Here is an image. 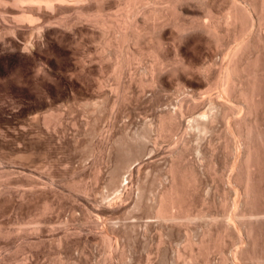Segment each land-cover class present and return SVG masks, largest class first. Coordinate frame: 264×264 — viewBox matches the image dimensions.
I'll return each mask as SVG.
<instances>
[{
	"label": "rangeland",
	"instance_id": "rangeland-1",
	"mask_svg": "<svg viewBox=\"0 0 264 264\" xmlns=\"http://www.w3.org/2000/svg\"><path fill=\"white\" fill-rule=\"evenodd\" d=\"M75 1L67 0L71 5L74 3L72 6L63 5V2L58 5L57 1H53L50 7L49 4L45 6L41 2L36 4L22 0H0V229L21 230L18 234L0 236V264H20L18 262L21 260L26 264H56L60 260H64L65 264H184L186 263L184 260L188 259L186 254H182L187 253L183 252L184 233L191 234L193 231L191 235L198 237L207 225H212L214 219V222L220 221L222 210L228 209L229 203L232 204L231 201L236 200L235 196L238 198L240 196L237 187L232 186L238 191L236 193V190L230 191L226 185L232 173L229 167L232 156L222 150L225 121L218 119L213 126L211 137L208 135L205 137L206 140L204 138L197 142L191 135H187L190 137L187 138L189 147L193 148L195 144L205 155L200 159L190 150L183 162L184 165L182 164V167L188 168L193 165L190 168H194L198 186L196 185V193H193L194 196L192 195L190 199L189 209L191 213L200 210L203 215L201 218H196L185 226L181 225L183 228L172 225L170 235L168 231H164L166 229L160 230L156 218L150 217L152 215L146 208L150 200L147 203L144 200L139 208L133 206L138 178L136 176H139L138 183L144 186V192L148 191L144 193L145 196L151 193L149 198L168 184L169 179L165 175L169 165L168 151L179 138L180 130L173 132L169 138H158L155 133L149 134V145L147 142L144 156L133 162L131 167H140V174L136 175V172L132 171L131 177L130 175L128 177L130 181L122 182V185L130 182L125 188H128L129 192L130 188H133L134 194L131 192V195L128 193L130 196L126 194L118 209L103 214L107 200L100 201V195L108 194L104 182L112 166V152L116 145L125 138L124 136L132 134L130 132L134 130H140L144 125L151 127L152 124L153 128L150 129L154 132L153 123L157 116L174 108L176 101L181 97L180 94H176L175 87L178 80L182 81L185 75L166 72L159 87L142 88L137 77L150 63V59L145 57L147 61L143 58L139 67L138 64H133L126 75L117 77L110 66L112 59L104 57V54L99 52L101 51L100 45L97 44L99 30L94 26L92 18L86 17L88 12L92 15L90 17L95 13H102L100 15L105 18L111 16L112 11H115L116 0ZM79 11L81 12L78 13ZM24 14L26 20L22 21L20 18L24 19ZM171 29L166 25L161 31L165 46L162 53L165 58L174 60L177 53L181 56L178 57L190 66H202L207 63L216 64L214 68L219 66L223 56L218 48L214 45L206 46L203 42H196L195 38H189L187 42L183 41L185 44L182 42L178 46V50L176 45L172 44ZM144 43L141 47L146 45L144 47L146 50L145 48L151 44L149 41H146L145 45ZM144 62L147 63L146 66ZM136 71L137 76L134 75ZM189 76L190 79L194 78L193 81L200 80L198 75L191 72L188 73ZM165 78L167 80H164ZM195 89H192L194 93L197 95L200 93L198 97L203 96L202 87H199V90ZM201 106L200 112L207 109L206 105ZM48 114H52L53 119L44 125L40 119ZM184 119H181L182 122L180 120L182 127L187 123V118ZM92 129L101 135L92 136ZM114 139L118 142L113 143ZM99 141L100 144L103 141L102 146ZM96 143L102 150L104 149L102 159L89 152ZM209 143L214 150H211V146L208 147ZM108 148H111L109 153ZM107 154L109 156H106ZM125 175L127 176V173L122 174L123 178ZM33 179L50 181L52 192L39 193L32 196V200H22L20 192H23L28 187L29 180ZM263 179L264 177L260 182L262 190ZM84 188L86 189L83 190ZM262 199L264 201V196ZM261 201L260 208L263 209L264 202ZM43 202L52 206L42 212ZM148 221L153 223L155 221V226H151L150 230H145L144 233V227L140 225ZM33 223L38 224L39 230L35 233L25 232L35 226ZM129 223L138 224L135 227L138 229L131 230L134 235L129 232L130 240H127V237L123 238L124 256L119 258L115 254L114 246L111 252L104 248L95 236L96 230H99L95 228L97 226L121 228ZM90 224L96 227L93 228ZM63 229H67L71 236L66 245L62 244L59 247L55 239ZM177 231L179 232L176 233ZM159 234L162 243L158 242ZM226 242L228 244L224 242L226 245H223V249L225 255L230 258L231 252L239 244ZM177 252H181L185 257L178 258ZM201 257L189 261L190 264H202ZM219 257L216 252L211 253L209 264H218ZM176 258L179 259L178 262Z\"/></svg>",
	"mask_w": 264,
	"mask_h": 264
},
{
	"label": "bare ground",
	"instance_id": "bare-ground-1",
	"mask_svg": "<svg viewBox=\"0 0 264 264\" xmlns=\"http://www.w3.org/2000/svg\"><path fill=\"white\" fill-rule=\"evenodd\" d=\"M22 1L34 2L36 4L41 2L45 4V6L48 4L50 6L53 1H57L58 5L62 4L61 2H63V5L70 4L67 3V0ZM114 3L115 11H112V15L109 13L111 16L105 18L101 16L102 13H100L101 15L95 13L93 17H90L92 15L88 12L86 17L92 18L94 26L99 30V36L97 38L100 43L99 44L97 41V44L100 45L101 49L99 52H102L104 57L110 58V60L112 59L110 66L116 76L121 78L122 75H126V72L131 68V65L133 67V64H138L137 66L139 67V63L142 62L143 58L148 57L150 63L145 68L144 66H146L145 64L147 63L144 62V66L141 64L144 69L143 72L141 71L142 68L140 69L142 74L137 77V81L142 88H156L155 86L162 84L161 78L166 72H171L175 75L179 74L181 76L185 75V77H182V81L178 80L175 87L176 94H180L179 96L181 97L176 101L174 108L161 112V114L157 116L153 123L155 129L154 132L150 129L151 127L153 128L152 124L151 127L145 125L142 127V123V125L139 126V129L142 127L140 130H134V132L129 131L132 133L130 135H126L128 133L126 131V136L123 135L125 138L120 137L123 139H120V142L117 141L119 144H114L116 147L112 152V166H110L111 168L109 167L110 171L104 182L108 194L100 195V201L107 200L106 204H108V206L105 204L102 213L104 214L105 212H111L118 209L120 205H122L121 200H123L122 198H124L126 194L127 196L130 192L134 194L132 192L133 188H130V192L128 188H125L130 182H127L125 185H122V182L129 180L128 177L132 171L136 172V175L140 172V167H131L133 162L141 158V156H144V153L147 150V142L149 145V134L151 135V133H155L158 138H169L173 132L180 130L179 138L175 140L174 144H172L173 146L168 151L167 157L169 158V165L165 174L169 179L168 184L165 185V187H162L157 194L155 193L156 195H153L152 197L150 196L151 198H149L148 196L151 193H148V195L145 196L144 193L146 191L144 192V186L142 187V184L140 185L138 183L139 176H136L138 178L136 179V189L134 188L136 190V195L133 206L139 208L144 200L146 203L150 200L151 202L147 207L145 206L148 209V213L152 215L150 217L156 218L157 221H155L160 225V230L164 228L166 229L164 231H168L167 233H170V235L172 234V230H169L172 228V225H178V227L181 225L185 226V224H189L192 220L201 218L203 215L200 210V213L198 211H196L197 213H193V211L191 213L189 209L190 199L192 198L193 193H196L195 190L198 186V184H196L194 168H190L193 165L190 166L189 169L187 166L182 167V164L190 150H192L191 152L195 153L200 159L205 155L201 151L202 149L197 148L195 144V148L194 146L193 148L189 147L188 139L190 137H187V135H191L194 138L193 140L202 141V139L213 132V126L219 119L223 122L225 121V130L222 134L224 138L222 150H225V152L232 156V161L229 163L232 173L227 180L228 182H226V185H228L229 190L233 192L236 189L232 186L234 185L237 187L239 189L238 191H240V194L238 193L240 196L239 198L235 196L236 200L231 201L232 204L229 203V206L227 207L228 209L224 208L225 210H222V219L220 218V221L214 222L215 219L213 220V223L210 221L212 225H210L211 223H208L210 226L207 225V227L199 233L198 237L191 235L194 233L193 231L191 234H187L188 232L184 233L183 230L185 235L183 252L185 251L187 253L182 254H186L188 257L186 260L183 259L184 262H186L184 264H190L189 261L195 260L200 256H202V264H209V256L213 252H216L220 256L218 264H264V208H260V200H262L261 202H264L262 199L264 196V190H262L263 187L260 183L264 177V174L262 175L264 172V0H116ZM80 12L81 11L78 13ZM179 16L184 17L180 18ZM25 17L24 14V19H20H22V21L26 20ZM166 25H169L172 28L171 30H173L171 41L172 44L174 43L176 45L177 49L183 41H186L189 38H195L196 42H203L206 46L210 45V47H212L211 45H214L215 48H218L221 56H223V58L220 59L221 62L219 66L214 68L216 64L213 63H207V65L205 64L202 66H190L181 60L180 54L178 55L177 53H174L176 55V57L174 56V60L165 58L166 56H163V49L165 46L162 41L163 37L161 31ZM146 41H149V44L151 45L144 50ZM143 43L145 46H142V48L141 45ZM231 43L232 46H230ZM183 44H185V42H183ZM134 68L136 67L134 66ZM190 72L198 75L200 80L193 81L194 78L190 79V76L188 77V73L190 74ZM130 73L132 74L133 72ZM136 74L137 71L134 75ZM172 77L170 78L172 79ZM164 80L167 79L165 78ZM199 87L203 88L201 91L203 96L198 97L200 93L198 92L199 94L197 95L192 89L196 88L195 90H197L198 88L199 90ZM154 91H156V89ZM201 105H206L207 109L200 112L199 107ZM51 115L52 114L43 116L40 119L41 122L44 125H47L50 120L53 119ZM184 118H187V123L185 124V127H182L180 120ZM91 131L92 136L98 134L97 130L92 129ZM100 142L101 141H99V144ZM117 142L115 140L113 143ZM152 142L154 143V141ZM208 147H210L211 150H214L212 149L213 147L211 143H209ZM91 148L89 151L91 155H96L98 158L102 159L101 155L104 149L102 150V147L97 143ZM109 150H111V148H108V153ZM151 150L152 149H150V151ZM106 156H109V154ZM101 159H99L100 162L102 161ZM97 169L98 171H96L98 173L99 168L97 167ZM126 173L127 176L125 175L126 177L123 178L122 174ZM262 183H264V181ZM27 186L28 187L23 192H20L21 196L19 194L20 198L25 201L30 200L32 196L38 195L39 193L46 191L52 192L53 188L51 187L52 185L50 181L44 182L37 179L29 180ZM85 189L86 188L83 190ZM127 189L128 191L126 192ZM238 191L236 190L235 192L237 193ZM43 203L44 204L41 207L42 212L48 210L52 206V204H48L47 202ZM110 205L113 208H111ZM154 223L148 221L143 223L144 225L142 226L139 225L140 227H144V230H142L145 233V230L148 231L151 226H155ZM33 224L35 226L25 230V232L35 233L38 231V224L36 223L37 226L35 223ZM136 225L138 224L129 223L121 228H114L113 226H101L97 228L98 226L96 227V225L92 226L93 228L96 227L95 229H99L98 231L96 230L95 236L104 248L107 251H110L114 246L116 256L121 258L124 256L125 249V240H123V238L127 237L126 239L130 240L131 238L128 235H130V233L134 235V232L132 233L131 230L135 231L138 229L135 228ZM181 228L183 227L181 226ZM20 231L21 230L18 229L8 231H2L0 229V236H9L13 233L18 234ZM160 232L161 231H159V233ZM178 232L179 231L176 233ZM161 233L165 234V232ZM135 234H137V232ZM70 236L69 231L63 229L61 233L56 236L55 241L57 246L60 247L62 244L66 245ZM157 238L158 242L162 243L161 234H159ZM226 241H229V243L232 241L239 244V246L231 252L230 258L225 255V250L223 249L224 242L228 244ZM182 254L181 252H177V257H185ZM18 263L26 264L23 260ZM56 264L65 263L64 260H60L57 261Z\"/></svg>",
	"mask_w": 264,
	"mask_h": 264
}]
</instances>
